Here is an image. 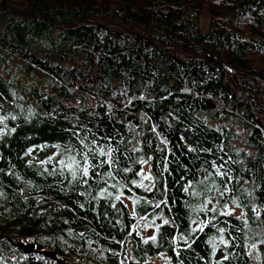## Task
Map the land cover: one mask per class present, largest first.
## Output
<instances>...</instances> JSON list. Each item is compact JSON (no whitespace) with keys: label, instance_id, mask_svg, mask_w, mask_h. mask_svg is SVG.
<instances>
[{"label":"trees","instance_id":"16d2710c","mask_svg":"<svg viewBox=\"0 0 264 264\" xmlns=\"http://www.w3.org/2000/svg\"><path fill=\"white\" fill-rule=\"evenodd\" d=\"M252 237L264 0H0V264H251Z\"/></svg>","mask_w":264,"mask_h":264},{"label":"rangeland","instance_id":"374dc122","mask_svg":"<svg viewBox=\"0 0 264 264\" xmlns=\"http://www.w3.org/2000/svg\"><path fill=\"white\" fill-rule=\"evenodd\" d=\"M24 79L25 80L31 79L32 81H37V78L32 77L29 74H26L24 76ZM91 103L94 104L95 102L92 100ZM235 126H236V128H240L238 125H235ZM142 158L144 160V163L142 166L141 177L144 179V178L149 176L148 161L144 158V155H142ZM73 161H75V163H73ZM77 163H78V161L76 159L72 158L66 163V167H68L69 164H71L73 167ZM140 183H142L141 180L139 181V184ZM126 201L130 205V201L128 199H126ZM207 206H208V208H211V209L219 208L223 212H227V213H231V214H235V215H243L242 210L236 205H233V204L222 205L218 192H216L213 196L208 198ZM153 231H154V228L152 226H147L143 222L140 223L139 232H140L141 236L144 237L146 235H150L151 233H153ZM252 239H253L252 243H251L252 246H256V247H258V249H257L256 255L251 258V264H264V251L262 249L260 241H258L257 238H253V237H252ZM165 260H166L165 256L162 255V256L153 257L148 263L149 264H163V262Z\"/></svg>","mask_w":264,"mask_h":264},{"label":"water","instance_id":"95a60500","mask_svg":"<svg viewBox=\"0 0 264 264\" xmlns=\"http://www.w3.org/2000/svg\"><path fill=\"white\" fill-rule=\"evenodd\" d=\"M11 11L13 12H16V13H24V11L22 10H15V9H12L10 8ZM41 16H43L42 14H40ZM99 25H112L114 24L113 22H95ZM120 27H122L124 30L128 31L129 33L131 34H135V35H138L140 37H143V38H146L147 40H149L150 42H153V40L151 38H149L148 36L144 35V34H140L134 30H131L129 28H127L126 26H122L120 25ZM159 45H162V44H159ZM172 46L174 47H177L181 50H184L188 53H191V54H194V55H197L201 58H204V59H207V60H210V61H214L211 57L207 56V55H204L202 53H198L196 51H193L185 46H182V45H177V44H172ZM206 104L210 107H214L215 104L210 101V100H206ZM15 245H17L20 249H22L24 252H33V251H38L40 252L41 254H43L44 256L48 257V258H55L57 263L58 264H68L67 262H65L63 259L61 258H57L55 256V252L50 250V249H37L35 244L32 243V242H21V241H17L14 243ZM129 264H149L148 262H145V261H140V262H134V261H131Z\"/></svg>","mask_w":264,"mask_h":264},{"label":"snow or ice","instance_id":"6c2138e0","mask_svg":"<svg viewBox=\"0 0 264 264\" xmlns=\"http://www.w3.org/2000/svg\"><path fill=\"white\" fill-rule=\"evenodd\" d=\"M102 154H103V153H102ZM73 163H75V161H73ZM68 167L71 168L72 165L69 164ZM73 174H74V173H73ZM83 175H84V176H87V175H88V168H87V167L83 168ZM117 199H119V197H117ZM153 239H154V238H153Z\"/></svg>","mask_w":264,"mask_h":264}]
</instances>
